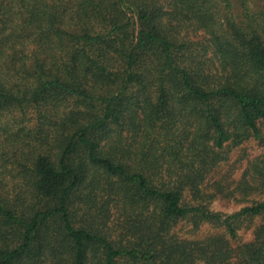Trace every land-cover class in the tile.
<instances>
[{"label":"trees","instance_id":"trees-1","mask_svg":"<svg viewBox=\"0 0 264 264\" xmlns=\"http://www.w3.org/2000/svg\"><path fill=\"white\" fill-rule=\"evenodd\" d=\"M261 120L264 0H0V264H264V199L183 202ZM189 216L261 223L232 246Z\"/></svg>","mask_w":264,"mask_h":264},{"label":"rangeland","instance_id":"rangeland-1","mask_svg":"<svg viewBox=\"0 0 264 264\" xmlns=\"http://www.w3.org/2000/svg\"><path fill=\"white\" fill-rule=\"evenodd\" d=\"M233 10L238 9V4ZM191 40H201L206 34L197 29L193 24L183 23L179 26V34ZM259 134L253 135L245 130L233 142H229L220 151L221 161L210 172L204 191V198H193L190 192H184L183 202L194 204L202 202L205 207L222 214H230L238 211L241 207L264 199V120L259 121ZM250 164L261 170L262 180L254 183L253 188L247 193L235 192L226 195L230 188H235L238 181L245 175V170ZM251 183V185H253ZM261 223V218L243 219L237 226V235L230 238L219 224H213L199 217L189 216L175 221L170 232L184 240H201L207 236L220 235L226 238L230 245L237 246L253 238V230ZM202 264V263H199Z\"/></svg>","mask_w":264,"mask_h":264}]
</instances>
